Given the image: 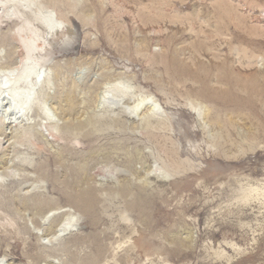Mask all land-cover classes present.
<instances>
[{"label":"rangeland","instance_id":"obj_1","mask_svg":"<svg viewBox=\"0 0 264 264\" xmlns=\"http://www.w3.org/2000/svg\"><path fill=\"white\" fill-rule=\"evenodd\" d=\"M45 2L64 23L39 52L52 79L43 110L26 130L0 102V256L264 264V200L242 198L264 186V0ZM16 24L0 20V73L23 55ZM120 90L121 109L145 100L166 126L99 120V94L109 105ZM195 102L223 122L195 121ZM68 213L67 234L49 241Z\"/></svg>","mask_w":264,"mask_h":264},{"label":"bare ground","instance_id":"obj_2","mask_svg":"<svg viewBox=\"0 0 264 264\" xmlns=\"http://www.w3.org/2000/svg\"><path fill=\"white\" fill-rule=\"evenodd\" d=\"M11 17L17 22L14 32L23 55L17 66L0 73V77L2 78L0 82V102L2 100L9 101L7 103V112H11L12 115H20L18 119H22L24 128L28 130L30 127L28 121L35 111L43 110L44 99H47L49 94L48 89L52 86L50 74L45 70L43 71L40 67L39 52L45 46L49 34L62 27L64 22L54 6L48 5L45 0H0V20H8ZM105 88L106 92L110 89L119 91L116 84L112 86L111 84H107ZM120 92H122L120 100L113 99L109 105L104 101L106 95L103 93L102 95L101 93L99 94L96 102V111L98 110L97 118L99 120L106 118L110 119V121H119L136 119L138 117L139 122H146V124L159 123L160 125L164 123L165 115L160 113L157 105H150L145 100L134 101L129 110L121 109L123 98L131 95L125 91L120 90ZM200 108L201 104L196 102L186 106V109L195 121L199 120V122H202V120L208 119V121L215 125L223 122L218 115L211 117L204 113L202 118ZM101 110H104V114H101ZM44 113L48 117L45 111ZM260 127L262 128L263 126ZM49 129L53 133L60 131V127L57 124L52 125ZM261 135H264V133ZM170 172V167L167 164L164 166V169L159 171L156 177L167 179ZM242 193L244 194L242 198L248 201L252 199L264 200V186H245ZM48 218L49 216H45L44 221H47ZM74 221V215L70 213L66 214L59 224L55 226L50 237H47L49 241L63 238ZM47 238L42 242L48 243ZM222 251L218 253L220 256L224 254ZM0 264H8L6 257L0 256ZM166 264L170 263L166 262Z\"/></svg>","mask_w":264,"mask_h":264}]
</instances>
